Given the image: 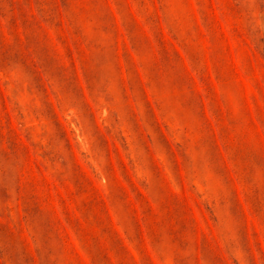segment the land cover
<instances>
[{
    "label": "rangeland",
    "instance_id": "374dc122",
    "mask_svg": "<svg viewBox=\"0 0 264 264\" xmlns=\"http://www.w3.org/2000/svg\"><path fill=\"white\" fill-rule=\"evenodd\" d=\"M0 264H264V0H0Z\"/></svg>",
    "mask_w": 264,
    "mask_h": 264
}]
</instances>
